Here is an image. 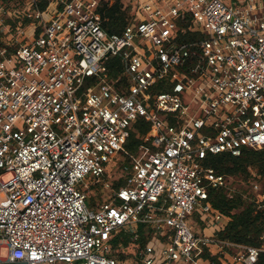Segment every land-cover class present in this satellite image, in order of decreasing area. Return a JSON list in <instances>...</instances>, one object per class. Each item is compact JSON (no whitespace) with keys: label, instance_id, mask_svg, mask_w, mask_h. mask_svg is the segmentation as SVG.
<instances>
[{"label":"built area","instance_id":"2783aa9c","mask_svg":"<svg viewBox=\"0 0 264 264\" xmlns=\"http://www.w3.org/2000/svg\"><path fill=\"white\" fill-rule=\"evenodd\" d=\"M44 1L0 0V264H203L226 246L256 262L264 246L217 238L230 217L209 194L230 182L203 160L264 148V0H130L133 20L113 34L102 0ZM112 56L123 72L111 80ZM161 81L171 89L152 93ZM140 117L152 127L135 154ZM86 178L109 198L90 207Z\"/></svg>","mask_w":264,"mask_h":264},{"label":"trees","instance_id":"16d2710c","mask_svg":"<svg viewBox=\"0 0 264 264\" xmlns=\"http://www.w3.org/2000/svg\"><path fill=\"white\" fill-rule=\"evenodd\" d=\"M6 5H17L21 0H1ZM42 8L47 5L43 0ZM101 13L104 18V27L108 33H121L126 26L133 20L130 15L131 5L128 0H102ZM33 21L32 18H25L21 20L22 26H28ZM15 30L20 25L18 21L12 22ZM0 27V46L6 44V39ZM200 38L201 34L187 33L183 36L184 40L192 38ZM108 68V78L115 79L118 75L122 74L123 67L120 63L119 57H109L105 62ZM98 80L96 77L89 79V82ZM171 89V84L168 81H161L152 87V93L168 91ZM173 124L176 123L175 117L168 114ZM152 123L144 117H140L138 121L131 128V135L126 143V148L132 153H138V148L143 142L144 137L151 130ZM125 164H130V158L124 157L120 160V170ZM203 164L207 167L213 168L216 172L224 174L225 176L235 180H249L253 179V173H257L260 178L259 181L262 185L261 191L254 193L251 189L252 186L248 185L246 188H235L232 190L231 183L228 186H223L216 189H211L209 194V201L212 205L220 210L222 213L230 217L226 228L217 233V238L223 241H228L244 246H255L262 248L264 246V200L259 201L258 196H264V148L261 149H243L242 153L238 156L230 152H221L217 154H209L204 160ZM126 183L124 175L118 180L114 181V187L119 188ZM101 193H103L104 185L102 182L96 184ZM101 202L106 201L105 197L101 195ZM97 202H92V207ZM198 224L202 226L198 217ZM153 230L148 225L142 224L140 245L144 246L152 237ZM129 244L128 240L125 242ZM232 255L237 254L238 248L228 247L225 248ZM121 260L125 259L124 254L119 255ZM205 257L210 258L222 264L218 255H212L208 250L205 252ZM253 264H264V251H261L256 262Z\"/></svg>","mask_w":264,"mask_h":264},{"label":"rangeland","instance_id":"374dc122","mask_svg":"<svg viewBox=\"0 0 264 264\" xmlns=\"http://www.w3.org/2000/svg\"><path fill=\"white\" fill-rule=\"evenodd\" d=\"M228 2H231L232 0H227ZM128 3L130 4V0H128ZM118 171H121L120 170V168H117V170L115 171L116 172V174H120ZM113 178V176H111V175H109L108 174V179L109 180H111ZM87 180H89V181H91L90 180V178H86L82 183H80V188H82L83 190H86L87 191V193H88V205L90 206V207H92L91 205H92V202L93 201H95V202H97V203H100L101 202V200H104V199H100V197H101V195H103V197H105V199H108L109 198V195H110V193H111V191L110 190H108L107 188H104L103 189V193H101V191L99 190V188L97 187V185L96 184H94V182H92L91 181V186L90 187H86L85 186V181H87ZM254 180L253 179H251V180H249V182H246L245 180H235V179H233V178H230V180H229V182L231 183V185H232V190H234L235 188L237 189V188H246V187H248V185H250V186H252V182H253ZM258 183H259V185H260V189H261V187H262V185H261V183H260V181L258 180L257 181ZM105 187V186H104ZM251 189H252V191L254 192V193H257V191H254V189H253V187H251ZM261 191V190H260ZM195 218H197L198 217V215H195L194 216ZM197 227V229H196V232L199 234H202V231H201V228H200V225H197L196 226ZM200 228V229H199ZM209 261H210V258H206L204 261H203V264H208L209 263ZM45 264H49V263H45ZM59 264H62V263H59ZM65 264V263H64Z\"/></svg>","mask_w":264,"mask_h":264},{"label":"crops","instance_id":"0c3cea01","mask_svg":"<svg viewBox=\"0 0 264 264\" xmlns=\"http://www.w3.org/2000/svg\"><path fill=\"white\" fill-rule=\"evenodd\" d=\"M29 33H32V30L29 31ZM200 228H201V225H200ZM222 264H244V263H242V262H235L233 260V256L231 254H229V255L227 254V255H225V257L222 258Z\"/></svg>","mask_w":264,"mask_h":264},{"label":"water","instance_id":"95a60500","mask_svg":"<svg viewBox=\"0 0 264 264\" xmlns=\"http://www.w3.org/2000/svg\"><path fill=\"white\" fill-rule=\"evenodd\" d=\"M18 264H28L27 262H25V261H19V262H17ZM37 264H42V263H37Z\"/></svg>","mask_w":264,"mask_h":264},{"label":"flooded vegetation","instance_id":"af4514ba","mask_svg":"<svg viewBox=\"0 0 264 264\" xmlns=\"http://www.w3.org/2000/svg\"><path fill=\"white\" fill-rule=\"evenodd\" d=\"M14 264H18V263L16 262V263H14Z\"/></svg>","mask_w":264,"mask_h":264}]
</instances>
